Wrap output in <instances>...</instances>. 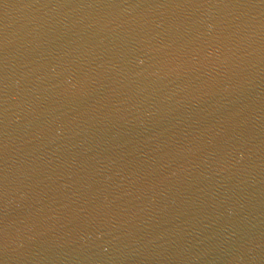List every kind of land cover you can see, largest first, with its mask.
I'll use <instances>...</instances> for the list:
<instances>
[{
    "label": "water",
    "instance_id": "water-1",
    "mask_svg": "<svg viewBox=\"0 0 264 264\" xmlns=\"http://www.w3.org/2000/svg\"><path fill=\"white\" fill-rule=\"evenodd\" d=\"M0 264H264V0H0Z\"/></svg>",
    "mask_w": 264,
    "mask_h": 264
}]
</instances>
